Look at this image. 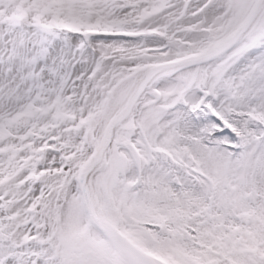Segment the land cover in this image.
Returning <instances> with one entry per match:
<instances>
[{"label": "snow or ice", "instance_id": "6c2138e0", "mask_svg": "<svg viewBox=\"0 0 264 264\" xmlns=\"http://www.w3.org/2000/svg\"><path fill=\"white\" fill-rule=\"evenodd\" d=\"M0 264H264V0H0Z\"/></svg>", "mask_w": 264, "mask_h": 264}]
</instances>
